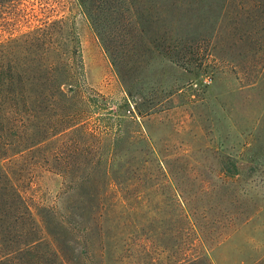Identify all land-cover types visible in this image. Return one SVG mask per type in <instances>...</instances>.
<instances>
[{
  "label": "rangeland",
  "instance_id": "374dc122",
  "mask_svg": "<svg viewBox=\"0 0 264 264\" xmlns=\"http://www.w3.org/2000/svg\"><path fill=\"white\" fill-rule=\"evenodd\" d=\"M173 1L0 0V44L59 18L77 31L76 84L93 134L75 130L59 141L72 147L68 177L42 159L48 146L4 165L39 218L48 205L101 192L108 162L118 215L134 227L118 240L132 247L118 264L195 254L212 264H264L262 36L241 9L208 2L195 31L170 15ZM97 234L89 231L92 254Z\"/></svg>",
  "mask_w": 264,
  "mask_h": 264
},
{
  "label": "trees",
  "instance_id": "16d2710c",
  "mask_svg": "<svg viewBox=\"0 0 264 264\" xmlns=\"http://www.w3.org/2000/svg\"><path fill=\"white\" fill-rule=\"evenodd\" d=\"M90 1L112 4V0ZM173 2L179 6L172 8L170 15L187 18L195 31L205 15L201 12L204 2L241 9L254 33L262 36L264 48V0ZM111 59L118 65L115 55L111 54ZM75 68L83 69L80 42L77 31L65 18L0 44V264H91L95 256L99 257L97 264H118L123 253L132 248L117 244L123 234L129 238L134 227L130 217L118 215L114 202L118 176L108 162L102 170L105 180L101 192L92 198L81 196L59 208L48 205L39 211V218L4 165L6 160L39 153L48 146L47 154L42 156L44 162L67 177L71 174L72 147L59 141L75 130L93 135L85 126L86 101L76 84ZM79 184L88 194L90 183ZM93 228L98 233L95 254L89 250V231ZM110 229H114V234H108ZM102 236L112 238L111 243H104ZM169 264L212 263L195 254L173 259Z\"/></svg>",
  "mask_w": 264,
  "mask_h": 264
}]
</instances>
